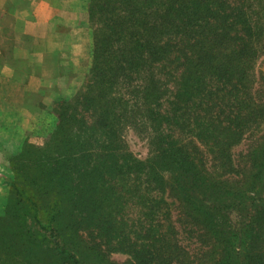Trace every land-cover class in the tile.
<instances>
[{
  "label": "trees",
  "instance_id": "trees-1",
  "mask_svg": "<svg viewBox=\"0 0 264 264\" xmlns=\"http://www.w3.org/2000/svg\"><path fill=\"white\" fill-rule=\"evenodd\" d=\"M88 15L82 88L48 110L43 147L26 142L10 160L33 233H50L74 264L78 252L50 229L63 212L65 240L91 243L99 260L111 247L127 264H264V0H90ZM126 129L148 133L150 160L124 148ZM246 135L244 174L229 179ZM41 196H54L49 228ZM21 213L10 204L0 216V264H43Z\"/></svg>",
  "mask_w": 264,
  "mask_h": 264
},
{
  "label": "crops",
  "instance_id": "crops-1",
  "mask_svg": "<svg viewBox=\"0 0 264 264\" xmlns=\"http://www.w3.org/2000/svg\"><path fill=\"white\" fill-rule=\"evenodd\" d=\"M89 1L0 0V176L11 172L31 121L82 88L91 60ZM9 188L1 184L0 192Z\"/></svg>",
  "mask_w": 264,
  "mask_h": 264
},
{
  "label": "rangeland",
  "instance_id": "rangeland-1",
  "mask_svg": "<svg viewBox=\"0 0 264 264\" xmlns=\"http://www.w3.org/2000/svg\"><path fill=\"white\" fill-rule=\"evenodd\" d=\"M90 23V20H89ZM91 42V48H92V34L90 38ZM90 48V52H91ZM264 57H262L260 60H258L257 66H256V76L258 78L261 71H264ZM44 118V119H43ZM41 119L33 120L30 123V127L26 133V136L22 142L20 150L14 154L13 156L19 154L25 143H29V145L39 148L43 147V145L46 142V139L48 138L47 132L49 130H52L55 126V121L48 119L45 120V117ZM35 122L37 125V130L33 129L32 124ZM40 126V127H39ZM264 130V124L258 131ZM30 135V139H27V137ZM123 139L125 141V149L129 153H131L132 156H134L136 159L140 161H148L152 158L153 151L150 143V139L147 132L144 131H134L130 129H126L123 133ZM253 139L249 137V135H246L244 139L231 150L232 158H233V167L235 168V171L229 172L226 174V177L231 178H240L243 173L244 165L242 162V155H244L251 145ZM211 169V165H208ZM8 175L0 176V183L1 184H7L12 182L13 180L17 181V175L15 172L12 171L11 165ZM236 171L241 172L240 175H236ZM165 177H168L169 174L165 173ZM23 187L26 190H31L33 183L31 180L27 177H23ZM0 184V185H1ZM7 187V186H6ZM8 188V187H7ZM30 192V191H29ZM31 193V192H30ZM11 189L9 188L5 192H0V216H4L7 208L9 209V205L12 204V206L17 210L20 209L22 211V215L24 216L26 222L24 225V228L30 232L28 236L30 243H29V252H32L34 255H40L43 258H41L43 261V264H74L72 261L68 260L66 257L63 256L60 257L56 254V251L53 247L52 240L50 238V233L43 234L40 236L39 232L33 233V229L37 230L36 223L33 220V214H34V207L31 205V203L22 200L20 198H16L11 195ZM54 200V196H41L40 199H36L37 203L40 204V217L41 220L46 226V228H49L50 223V216L52 214L51 211V204ZM11 202V203H10ZM170 202H172L170 200ZM65 204V202H62V204ZM174 213V212H173ZM174 216V215H173ZM175 218V217H174ZM23 219V218H22ZM20 219V220H22ZM50 229H52L57 236V238L61 239L64 244H70L72 245V248L75 252H78L80 258L82 259L84 264H127L129 263V256L127 254H124L122 252L116 251L111 247H105V252L107 253V258H100V260L96 257L97 253H94L92 250L91 243L81 244L79 247H77V242L74 239L73 236H68L67 238L70 239V241L66 238L65 240V233L68 232V227L65 222V212H63L61 217H57L54 221L51 223ZM33 233V236H32ZM81 237V236H80ZM83 238H88L86 234H83ZM82 238V239H83ZM187 238V237H185ZM80 238H77V240ZM182 243L187 248V246L192 247V250L196 249V240L195 239H188L184 242L183 236H182ZM74 242V243H72ZM76 244V245H75ZM28 264H35L32 263L30 260H28ZM39 264V263H36Z\"/></svg>",
  "mask_w": 264,
  "mask_h": 264
}]
</instances>
